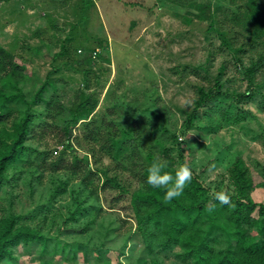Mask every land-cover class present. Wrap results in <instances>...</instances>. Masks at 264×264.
<instances>
[{
    "label": "rangeland",
    "instance_id": "rangeland-1",
    "mask_svg": "<svg viewBox=\"0 0 264 264\" xmlns=\"http://www.w3.org/2000/svg\"><path fill=\"white\" fill-rule=\"evenodd\" d=\"M231 6L230 0H0V44L25 66L20 82L0 87L30 101L43 89L46 99L33 106L27 148L0 183V218L20 215L17 224L41 238L14 247L3 264H196L184 251L208 220L187 193L193 178L179 197L188 223L166 248V224L135 204L142 184L130 172L134 152L169 154L175 168L191 167L209 195H234L226 220H233L242 189V203L264 204V62L247 74L264 45L230 31ZM223 32L241 43L239 51L224 43ZM201 89L221 94L197 106ZM106 124L124 139L128 165L91 138ZM245 209L244 221L227 225H242L244 237L263 241L254 224L264 220L259 206L250 216ZM215 230L214 249L227 246L228 233Z\"/></svg>",
    "mask_w": 264,
    "mask_h": 264
},
{
    "label": "trees",
    "instance_id": "trees-1",
    "mask_svg": "<svg viewBox=\"0 0 264 264\" xmlns=\"http://www.w3.org/2000/svg\"><path fill=\"white\" fill-rule=\"evenodd\" d=\"M230 4L232 6L230 10H227L225 16L230 23V31L239 34L242 33L252 43H262L264 45V0H230ZM210 28H214V23L210 25ZM222 34L224 36V32ZM223 41L235 51L241 49V43H238L235 37L230 36L229 38L224 36ZM244 44L246 43L243 42ZM263 62L264 51H262L260 59L254 62L252 67L247 69V74L250 78L258 66L257 64ZM24 69L25 66L16 60L15 54L0 44V81L8 83L20 82L25 74ZM43 91V89L39 90L37 96L30 101L26 100L25 96L19 92L8 93L5 87H0V183L5 180V171L8 166L12 162L20 159L27 148L26 140L33 133L32 124L34 119L32 117V108L40 101H46L42 97ZM200 93L201 99L197 102V106L209 102L218 94H221V91L216 89L215 91L205 92L204 89H201ZM49 104L51 102L47 100V109H49ZM16 110L19 113H16ZM194 117L195 112L190 115V123ZM105 128L106 131H93L91 138L97 142L98 149L101 152L114 157L119 163H127L123 158L126 143L124 139H118L116 136L117 131L113 132V130H117V127L111 131V126L106 124ZM122 131L125 136L130 135L134 140H138L136 136H133V131L130 128L124 127ZM140 153L134 152L130 159H128L130 172L142 184L134 197L135 204L138 208L145 210L149 218L157 224L160 222L166 224L168 237L165 247L168 248L173 241H180L179 234L181 233V229L188 223L187 219H184L181 213L186 211L187 208L184 207V202L182 201V203L179 197L171 201L164 200L165 189L154 188L147 183V169L154 161L166 164L165 170L171 172L173 175L177 168L174 167V159L169 154H163L161 157H157L153 153H146V158H143L144 150L143 152L140 151ZM236 170H238L237 166ZM233 171L234 169L232 173ZM192 178L195 182V188L187 186V193H191L194 196L197 201L195 208L198 210V215H206L208 223L205 230L201 229L203 235L201 234L196 241H193V248L185 250L184 256H193L196 264H264V240L258 242L256 238L248 239L244 237L242 235L244 230L242 225L241 227L234 228L227 225L230 221L234 224H239L241 221H244L243 215L240 214L242 207H246L245 210L248 215L245 216H250V213L259 206L260 214L264 216V204L254 203L251 199H249L248 204L242 203L243 201L241 199L245 198V193L242 189L239 192L240 199L237 198L235 201L237 202L238 209L234 212L232 210L231 212L233 220H226V218L228 219L227 210L230 209L229 204L222 205L214 198V194H208V188L201 183L198 177ZM183 194L185 193L183 192ZM230 197L232 204V200L236 197L234 195ZM246 197L249 198V196ZM209 200L213 201V205L210 207L207 206ZM240 205L242 206L239 208ZM20 218V215L0 218V264H3V260L7 257L13 256L14 247L17 245L41 238V233L37 229L29 225L17 224ZM254 224L256 225L257 233L264 237V220H255ZM215 229H221L228 233L227 246L214 249L210 239L216 231ZM231 229H233V232ZM213 250H215V254L211 256L210 253Z\"/></svg>",
    "mask_w": 264,
    "mask_h": 264
},
{
    "label": "clouds",
    "instance_id": "clouds-1",
    "mask_svg": "<svg viewBox=\"0 0 264 264\" xmlns=\"http://www.w3.org/2000/svg\"><path fill=\"white\" fill-rule=\"evenodd\" d=\"M166 164L154 161L147 169V183L154 188H164V200L171 201L180 197L186 186L191 182L193 172L187 163L180 164L173 175L165 170ZM214 198L222 205L231 206V197L224 191H218ZM211 211V209H209Z\"/></svg>",
    "mask_w": 264,
    "mask_h": 264
}]
</instances>
